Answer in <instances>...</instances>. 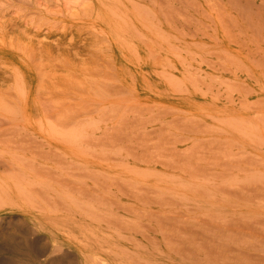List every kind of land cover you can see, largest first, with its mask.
<instances>
[{
	"label": "rangeland",
	"instance_id": "obj_1",
	"mask_svg": "<svg viewBox=\"0 0 264 264\" xmlns=\"http://www.w3.org/2000/svg\"><path fill=\"white\" fill-rule=\"evenodd\" d=\"M244 1L0 0V138L24 149L31 137L29 163L122 179L115 209L147 211L164 264H264V15L252 3L263 1ZM17 216L0 223V264L19 253Z\"/></svg>",
	"mask_w": 264,
	"mask_h": 264
},
{
	"label": "bare ground",
	"instance_id": "obj_2",
	"mask_svg": "<svg viewBox=\"0 0 264 264\" xmlns=\"http://www.w3.org/2000/svg\"><path fill=\"white\" fill-rule=\"evenodd\" d=\"M224 1H226V0H224ZM262 1L263 2L255 1L252 3L253 4L255 3L254 6L256 7V8L254 7V9H255L254 12H256V13L257 12L258 13L263 12V15H264V0H262ZM236 2H237V0H235V3ZM244 2L250 3V0H245ZM227 3H228V1H227ZM241 4H243V3H241ZM246 5L243 4L244 7ZM239 8H237V9H239ZM245 8L249 9L250 7L247 5V7H245ZM247 11H249V10H247ZM234 12L236 13L235 10H234ZM241 13H243V11L240 12L239 15ZM256 13H255V15H257ZM247 14H249V13H247ZM239 15H238V17H239ZM244 15H246V14H244ZM247 16H249V15H247ZM245 17L246 16H244V18ZM247 24H249V23L247 22ZM248 27L250 28V25H248ZM261 27L262 26H260V28ZM261 29H260V32H261ZM257 30H259V29H257ZM263 32H264V30H263ZM254 35H255V33H254ZM257 35H258V33H257ZM259 35H260V33H259ZM257 37L260 38V36H257ZM5 120H7V119H4V122H5ZM11 126L12 125H10V127L9 126L8 127L12 129L13 127H11ZM1 128H0V133L3 132L1 130ZM11 129H9V131ZM3 130H5V129H3ZM7 134L8 133L6 131L5 135H7ZM16 134H18V132H16ZM77 135L82 137L81 134L77 133ZM19 136H21V135H19ZM23 136H25V134ZM60 136L62 137V135H60ZM26 137H29V135ZM70 137H72V134H70L69 138ZM75 137H76V134H75ZM85 137H86V135H85ZM85 137H84V139H85ZM3 138L6 139L4 136L2 138H0V223L1 224L3 223L5 215L14 213V215L17 216L15 213L20 212V214H22V218L19 216H17V219H15V220L9 218L10 220L7 221V224L10 226H14V227H17V225H18L19 230H20V228L22 229V227H26L25 230L21 231L22 236H20V237L18 236L19 240L17 242L15 241L16 240L15 239V236H16L15 231H13L11 229L10 231L4 232V234H5L4 236H6L7 240H9L11 242L15 241L19 245V253L18 254H12L10 256L12 259L16 258L14 261L10 260L12 262V263L10 262V264H21L25 260L31 261L32 262L31 264H164L163 252H161L162 251L161 250V248H162L161 247L162 246L161 240L159 239V246L156 247V243L153 242V240H151L153 237H156V236H153L152 232H151L152 229H150L149 226H146L149 224H145L146 223L145 221H149V219L147 220V217L145 215L146 214L145 212H147V211L143 210L144 211V213H143V211H141V209H140L139 211L142 212L144 215L142 213H141L142 215H140L138 212H136V213H138V215H136V214H134L135 211L133 213H131L130 211L128 213H122V212H118L116 210L117 208L115 209V205L117 204V202H114L115 197H113V195H112V194H115V192L112 191L113 193H111V191H109V187L116 185L115 183L118 181L117 179H119V178L116 179L115 177H110V176L105 177L103 175V173H101L99 170H93V165H91L90 163L89 164L88 163H83V164H71V163H69L70 165L65 166V167H60V166L55 167L53 165H48V164H45L46 165L45 166L39 162H37V164L36 163L34 164L32 162L29 163L28 161H30V160L26 161L27 157L23 155L22 150L25 151V148L27 149L31 146V144H32L31 143L32 140H30L31 137L29 139L28 138L24 139V140L28 139L29 141H31V142H29L30 146L29 145H28L29 147L25 146V147H23L24 149H22V147L20 149L19 144L17 145V143H20L19 142L20 140H18V142L16 140L20 137H18L16 140L12 137V140L14 139L15 142L13 141L11 144H7V143H10L11 140L8 142L7 140H4ZM9 138L11 139L10 134H8L7 139L9 140ZM77 138L78 137H76L75 139H77ZM20 139L22 140V137ZM65 139H66V137H65ZM72 139H74V136L72 137ZM89 139L90 138H88V140ZM78 140L80 142L82 139L81 140L78 139ZM85 140H87V139H85ZM85 140H83V141H85ZM39 141L41 142V140H39ZM23 142H25V141H22L21 143H23ZM14 143L16 144V147L14 146L15 145ZM21 143H20V145H22ZM83 143H85V142H83ZM12 144H14V145H12ZM44 144H46V143H43V145ZM24 145H26V143ZM31 147H32V149H34L33 145ZM79 148H82V147L79 146ZM39 150H42V148ZM52 150L53 149H51L49 151V153L55 155V153L51 152ZM82 150H86V148H84ZM33 152H34V150H33ZM43 152H44V150H43ZM43 152L41 154H43ZM36 153H39L38 150L36 151ZM46 153H48V152L45 150L44 154H46ZM29 154H31V153H29ZM96 154H98V152H96ZM34 155L38 156L37 154H34ZM56 155L58 157L61 154L58 155L56 153ZM99 155H100V153H99ZM97 156H96V158H97ZM101 156L102 155H100V157ZM110 156H111V154H110ZM46 157H48V155L45 157H42V158H46ZM50 157L46 158V159L52 158V160L54 159L53 161H56L54 156H52L51 158ZM100 157H98V159H100ZM107 157L108 158H106V160H108V159L110 160L108 155H107ZM111 157H113V156H111ZM60 158H61V156H60ZM60 158H58V159H60ZM62 160H63V158H62ZM102 160H103V158H102ZM104 160H105V158H104ZM57 162L58 163L59 162H63V163L65 162L66 163V161H61V160L60 161L57 160L55 163L57 164ZM95 167H96V165H95ZM134 172H135V170H134ZM112 178H114V180L116 179L117 181H115L113 183ZM119 181L121 182L122 179H119ZM124 181L125 180H123V183H122V184H124L123 186H125ZM128 182H126V185ZM120 185H119V190L122 191L121 188L124 189V187H122ZM116 186H118V185H116ZM128 186H130L129 183H128L127 187ZM143 188H145V187H143ZM143 188H141V190ZM130 189H132V188H129L128 190H130ZM119 190L117 189V191H119ZM125 191H127V190H125ZM120 194H122V192H120ZM130 194H131V191H130L129 195ZM122 195H125V194H122ZM126 195H128V194H126ZM130 197H131V195H130ZM136 199H137V197H136ZM57 200H59L60 203L63 205L62 207H60V206L58 207L56 204L52 205L50 203L51 201L57 203ZM138 201L142 202L140 199H138ZM123 206H126V205H123ZM117 207H118V205H117ZM130 209L134 210V208H131V207H130ZM62 210H64V211L61 212ZM136 211H137V208H136ZM150 213L153 214L152 211H150ZM133 214H134V216H133ZM160 215H162V214H160ZM166 215H164V216H166ZM12 216H11V218H12ZM164 216H162V217H164ZM167 216H169V215H167ZM152 217H154V214ZM18 218H21V219L19 220ZM171 218L173 219V217H171ZM156 219H158V218H156ZM162 220H164V219L162 218ZM169 220H171V219H169ZM154 221H155V219H154ZM158 222H159V220H158ZM167 222H166V224H168ZM170 222L171 221H169V225H170ZM156 223H154V224H156ZM171 224H172V222H171ZM169 225H166L168 227H165V229L170 228L172 230L173 228L170 227ZM177 225L180 226L179 223ZM157 226H159L158 223H157L156 227ZM156 227L154 228L156 233L157 232L159 234H160V232L163 233L162 231H160L161 230L160 226L157 228ZM174 227L176 228L177 226L174 225ZM183 228H186V227H183ZM163 230H164V228H163ZM173 230L176 234L177 233L181 234V232H177L178 229L177 230L173 229ZM194 230H196V229H193V231ZM201 230L202 229H200L199 231H201ZM166 231L167 230H165V232L163 233L164 236H166L165 235L166 233H170V230H169V232H166ZM182 231H183V229H182ZM186 231H187V229H186ZM186 231H184V234L186 233ZM209 231H210V228H209ZM209 231H207V232H209ZM229 231H231V233H233L235 230L233 232H232V230H229ZM195 232L196 231H194V233ZM188 233L185 235V237L188 236ZM194 233H192V234H194ZM222 233L220 235H222ZM234 233H237V235H238L239 231L237 230ZM163 234H161L162 237H163ZM178 234H177V236H178ZM184 234L180 235V236L184 237ZM192 234H190V235H192ZM197 234L199 235V232ZM197 234L194 236H197ZM201 234L203 235V232ZM240 234L242 235V233H240ZM0 235H1V233H0ZM224 235L227 237V234H224ZM224 235H222V236H224ZM168 236H166V237H168ZM170 236H172V235H170ZM222 236H221V238H223ZM0 237H2V236H0ZM166 237H164V239L167 240ZM204 237L206 238L207 236L204 235ZM229 237L232 238L231 234L229 235ZM229 237H228V239H229ZM189 238H188V240L192 239L193 237H191L190 239ZM238 239H239V236H238ZM171 240L170 241L167 240L169 242V244L172 241L175 244H181L182 243V242H180V243L175 242L177 240H175V241L174 240L171 241ZM192 240L195 241V239H192ZM205 240L203 239V240H198V241L200 243H202ZM232 240H230V241H232ZM239 240L241 242V238ZM184 241L185 240H183V242ZM233 241H232V243H233ZM236 241L238 243H240L237 240V238H236ZM164 242L165 241H163V243ZM191 242L192 241H190V243ZM173 243H172V245L170 244L171 246L170 245L169 246L170 247L176 246V245H173ZM195 243H196V241H195ZM195 243H194V245H195ZM165 244H167V242L164 243V245ZM149 245H154V247L153 246L151 247L153 249L152 252L155 251V253H157L158 259L156 257H153V255H155L154 253H153L152 257H150L151 252H150ZM202 245H204V244H202ZM205 245L207 246V244H205ZM209 245H210V247H212L211 244H209ZM167 246H168V244H167ZM184 246H185V248H187L186 247L187 245H184ZM223 246L225 247V244ZM229 247L230 246H228V248ZM175 248L176 247H174V249ZM188 248H190V247H188ZM199 248H200V246L198 247V249ZM202 248H204V246ZM213 248L215 250V247H212L211 249L213 250ZM221 248H223V247H221ZM240 248L238 250L241 251L242 249H240ZM174 249H171V250H174ZM206 249L208 250L209 247ZM230 249L232 251V248H230ZM230 249H227V251ZM238 250L237 249L235 250L236 253ZM183 251H185V249ZM220 251H221V249H220ZM39 252L41 254L48 252L47 253L48 258L46 259L45 262H41L39 260V257L41 256V254ZM193 252H194V250H193ZM37 253H39V254H37ZM186 253H188V255H189V253L191 254L192 251H189V252L185 251V254L182 255L184 257H181V258H185ZM206 253H208V251ZM220 253H222V252H220ZM243 253L241 252L240 254H243ZM176 254H177V252H176ZM195 254L196 253L194 252V255ZM229 254L227 256H229ZM231 255H233V254H231ZM234 256H235V254H234ZM206 257H209V256H206ZM235 257H237V256H235ZM222 258H224V256H222ZM229 258H233V257L229 256ZM65 259H68L67 262L64 261ZM185 259L187 260V258H185ZM207 259L209 261L212 260V258L211 259L207 258ZM191 260H192V258H191ZM213 261H211V262H213ZM6 262H7V260H6ZM231 262H227V263H229V264H233V262L235 263V261H231ZM239 262H240V260H239ZM241 262H244V261L241 260ZM227 263H225V264H227ZM236 264H240V263H236Z\"/></svg>",
	"mask_w": 264,
	"mask_h": 264
}]
</instances>
